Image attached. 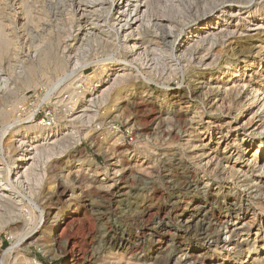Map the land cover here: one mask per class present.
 <instances>
[{
	"label": "bare ground",
	"instance_id": "obj_1",
	"mask_svg": "<svg viewBox=\"0 0 264 264\" xmlns=\"http://www.w3.org/2000/svg\"><path fill=\"white\" fill-rule=\"evenodd\" d=\"M14 1V5H17V7L12 8L8 0H0V59L6 54L12 52L11 56L15 57L17 61V66L14 64L16 67L13 66L12 68L13 71L11 70L10 72H7L3 71L4 68H0V118L4 121L14 112H20L22 110V106L18 105L27 98L23 94V90L29 87L37 88L44 80L50 82L52 72L60 74L68 73V68L70 64L73 65L72 63L75 64L73 70L77 69V64L80 63L79 65H81L79 66L81 68H78L80 70H78L76 77H73L85 80L87 86L81 89L80 93L78 91L79 87H77L76 83H73L69 87V90H71L69 92H75L76 98H74V103L66 109L69 118L62 123H60V121L58 122L57 119L53 118L54 116L51 115L49 117L50 121L43 120V122L39 123L34 121L27 124L23 121L24 119L22 120L19 116L20 119L17 118L15 121L12 120L13 122L6 123L7 125L4 126L3 130H0V141L3 146H6L5 149H8L5 157L0 161V230L3 229L4 226L6 227L9 225V232L14 241L12 246L3 252L1 264H15L13 261L14 259L9 263L7 262V258H9V255L13 256V253L23 254L21 251L29 246L24 245L28 241L29 244H36L40 248V251L44 253L49 252L50 245L46 243L47 240H49L50 243L55 242L57 248L65 252L62 253L65 258L63 264H93L96 260L93 261L92 258H86L82 251L77 248L78 246L76 247V245L73 244L69 246V241H63L64 239L61 241L62 232L69 228L68 226L71 224L70 219L72 217L68 215L80 213L81 210H79L78 207L82 206H77L70 202L69 205L67 204L68 206L64 208L60 207L61 205L55 207L54 204H52L51 206L49 205L50 207L48 210H43V207L38 204L37 199L40 197L42 190L41 187L44 182L45 170L43 168H45L44 165L46 161L51 157L56 156L57 158L60 155L62 156V154L67 152L70 148L77 147L81 137L84 135L85 138V135L87 134L86 127L80 131L78 123L86 125L91 122L98 115L99 106L106 103L108 100L110 101L112 95H114V98L112 99L115 100L119 98L122 91L133 89L131 86L133 85L132 82L135 80L143 78L149 82L156 81V79L160 80L165 78L167 74L177 75L180 72H190L193 76L192 78L198 77L193 80V86L187 94H180L178 91H174L172 93L173 95H171L173 98L171 105L179 106L174 113V120L178 128L185 126L186 124L198 122L196 119H192L188 122L183 114L184 111L191 106L190 102H196L200 99L201 91H203L202 89L206 86L209 85L210 89H214L211 92H215L214 95L218 96L219 94L217 93L216 88L225 85L223 87L226 88V90H224L227 93L226 100H233V93L235 91H237V96L241 95V93L244 92L245 87L248 85L246 84L247 79H245L246 81L243 80L242 84L239 81H242L244 78L243 76L238 79V82L233 79L239 76L236 74L235 68L238 67L237 61L240 57L246 56L247 58L245 60L247 62L245 70H253L252 75L255 76L256 74H260L264 77V0ZM221 6H223L222 9L216 11ZM18 27L20 28L17 29ZM18 30L26 31L27 33V40L29 43L28 53H25L22 50L20 51L17 47L20 42V33ZM253 31L257 32L256 36L258 38V44L251 40L245 42H239L237 40L246 34H248V37L252 38L253 36L249 35V33ZM232 42H234L235 48L231 45ZM246 42L249 43L246 44ZM230 46L231 52H233L232 54L229 53L231 56H227ZM101 52L112 54V56L118 54L120 59L116 58L115 60L112 57L111 59L108 58L109 60L107 61H101L100 59V62L96 60L95 62H90V60H88L89 62H85L90 56L92 57V54L96 56ZM235 56H237V58ZM223 59L226 61L224 64L225 66L223 65L224 67H220L219 65L215 68ZM241 60L244 61V59ZM90 64H94V71L86 75L84 73V68ZM72 73L75 74L76 72ZM72 73L71 76L73 75ZM225 77L227 79L223 80ZM165 80L167 81V79ZM262 80L263 79L256 81V84L262 86L264 84V80L261 82ZM210 82H217L220 86H211ZM164 84V86L169 85L167 82ZM58 85L59 84H57V86ZM128 85H130V88L127 89ZM64 88L67 89V87ZM63 89L60 88L58 90L63 91ZM51 90L52 89H49L48 92ZM253 91L257 94L259 89L254 88ZM73 94L71 95L73 96ZM256 94L253 95V102H258L260 100V97H257ZM46 96L48 97L49 95L46 94ZM222 96L224 98V95ZM5 104H8L10 108H6ZM69 104L70 103H68V105ZM245 104L246 101L243 100L241 105L239 107L237 106V111H239L238 115L241 114ZM123 107L124 112H122V110L121 112L124 115L130 113L131 110L136 112L137 115H133L134 117L132 116L131 118L128 117L129 115L123 117L125 120L123 119L122 122L125 121L126 123H130L131 121H134L140 123L144 130H149V123L154 120L158 121L159 124L165 122L164 118H162L163 110L160 107L155 106V103L149 101L145 96H139L132 101L129 100V102ZM261 108L264 109V103L261 105ZM140 111L144 114L139 115L138 113ZM118 116L119 114H115L113 117L114 119H117ZM259 116L260 120H262V118L264 119V114ZM234 118V120H237L238 117L234 116ZM198 119L199 121H202V118ZM211 122L212 121H207L206 123ZM262 122H264V120L261 121L259 126L256 125V129L253 128L251 133H249L252 134L251 137H245L244 152L242 153V156H240V158H243V160L248 163L251 162L253 168H260L262 170L261 175L264 174V163L258 165V162L255 161L258 156L254 157L256 154L254 151L255 149L253 150L255 153H253V151L251 152L250 149L258 148L260 149L258 151L264 150V138H257L261 136L260 133L264 134V130L259 129L261 125H264ZM0 124L2 125V123ZM113 125L114 124L108 126V128H110L109 139L116 137V140L113 142L110 141L111 145L107 144L108 147L104 144V146L98 145L99 149L111 148L107 150L112 152L110 158L111 163L109 164V167L111 168H108V170L103 169V172L101 173V175L103 174V178L101 179L105 180V184H102L101 187L97 185L100 189L99 193H101L99 194L100 199L98 198L100 201L95 200L94 203V200L88 198L86 199L88 202H85L89 204H84L86 208H94L96 214H102V207L107 205L109 212L106 214H109V216L111 215L110 218L108 216V220L112 222V225L110 226L111 228L115 222H120V210L123 209V213L125 211L124 208L120 209L118 205L121 200H123L121 197L124 195L127 196L129 193V191L126 192L124 189L126 188L124 183H127L124 179L135 177V174H133L134 172H132L131 169L125 167L124 169L119 168V160L122 158L127 159L129 149L126 145L117 144L120 137H122V134H120V131L118 130H111L115 128L112 127ZM245 126H238V124L236 127L233 126L234 132L237 133L239 129H245ZM174 130L168 133L176 137L177 133L175 132L176 130ZM207 131L209 132V127H207V130L200 131V134H206ZM164 134H166L165 131ZM220 136L218 135V137ZM222 136L225 137L228 135L222 134ZM96 137L97 136H94L93 140ZM162 138H164V136ZM168 141H166V143ZM107 142L108 140L105 141V143ZM173 142H169L168 144H172ZM201 143L199 149L207 146L206 142ZM118 149L120 150L119 153L117 152L119 151ZM131 152L129 154H131ZM252 156L254 158H252ZM120 157L121 159H119ZM250 158H252V160H250ZM112 160H114V162H112ZM56 162H58V160ZM149 167H141V169L142 171H146ZM225 167L228 166L226 165ZM5 171L7 172L6 177L4 176L5 174H3ZM166 171H170V169H166ZM191 174L192 175L189 176V178H193V172H191ZM191 178L189 179L190 182H192ZM110 181L112 182L109 183ZM62 184L63 182L58 183L57 187L62 188ZM242 185L243 184H240L239 181L234 187L242 190ZM74 195L76 196L75 191L72 190L71 196ZM87 196H89V194ZM192 198L193 200L189 204L191 206L188 209V211L191 212H187V214L183 216L185 221L183 222L184 224L182 223L184 225L181 228L182 233L177 235L175 232L177 239H185L182 244L175 246L173 241H170L171 239L166 238L167 235L174 236V233L171 230L172 225H169V221H166L167 219L158 218L160 217L157 215L158 213L152 211V208H147L149 205H144L142 204L143 202H141L131 214H133L134 218L136 217L137 221L143 223L141 225L142 227H139L140 225L138 224L134 234H127L125 233L126 231H122L119 238L115 236L109 238V242H114L116 245L118 243L119 250L125 251V254L122 252L119 253L118 250L111 258L109 256L112 253H110V255L108 254L109 259L106 256H100L102 257V260L103 257L105 258L104 264H130V257L132 256L136 259V262H132L133 264H220V262L224 264L225 261H232V257L230 258L228 253L235 248L231 247L234 243L233 240L231 241L230 234H235L236 230L241 229V226H238L239 224L236 221L234 223L231 222L232 224L228 222L229 226L227 228L228 231L225 232V241L217 234L212 236L209 230L212 224H214L213 220L215 217L213 215L212 217H209L207 214L214 203L209 201L206 196L199 197L197 195L196 197V194H193ZM103 199L108 200L106 201V204L103 203ZM235 200H232L230 204H233V207L237 204ZM180 202H182V199H179L177 203H174L177 207L174 211L175 217L178 215L181 217V214H177L180 208L181 210L186 211L185 208H182L183 206ZM37 212L39 214H37ZM195 212L197 214H195ZM221 213L217 214L219 219H221L220 216L223 215ZM155 215H157V220L147 227L144 224L146 217L151 218ZM76 219L79 218L77 217ZM226 219L227 216L224 215L221 222ZM195 221L202 222V231L201 235L199 234L198 241L203 245V248L197 252H191V245L194 243L188 244L187 239L190 238L189 230L192 228L190 224ZM254 222V220H244L245 225L247 224L249 226L253 225ZM12 224H14V227ZM10 225L12 227H10ZM258 231L255 233L256 238L254 240L259 243L257 246H253L252 250L248 251V255L245 256L240 264H250L249 261L251 260L248 258L250 253L253 255V261L258 260V262H260L263 260L264 256L261 258V254L264 253V234L261 236ZM243 234L248 233H241V235ZM116 238L119 239V241ZM211 238L214 239L212 240V245L209 244ZM221 242L224 243V247L217 253L218 257L220 256L219 259L214 261V257L209 255V250L217 249L219 245L218 243ZM153 245L159 246L161 250L157 253L156 257L148 258L150 260L147 262V255H145V253L149 247ZM142 252H144V255L138 257V254ZM129 254V258H126ZM259 254L260 256H258ZM101 255H103V253H101ZM158 256H161L160 259ZM239 256L240 255H236L235 258ZM157 257L158 259H156ZM23 259L27 260L29 264H43L35 259L30 260L26 256H24ZM99 260H101V258H99ZM21 261L22 260L20 259V262ZM100 262L98 264H100ZM253 263H255V261Z\"/></svg>",
	"mask_w": 264,
	"mask_h": 264
},
{
	"label": "rangeland",
	"instance_id": "obj_2",
	"mask_svg": "<svg viewBox=\"0 0 264 264\" xmlns=\"http://www.w3.org/2000/svg\"><path fill=\"white\" fill-rule=\"evenodd\" d=\"M8 2L12 8L17 7V5L16 6L14 5L15 4L14 0L13 1L8 0ZM222 7L223 6L219 7L216 11H219L220 9H222ZM19 28L20 27H18L17 29ZM18 31L20 33L19 34L20 42L17 47L20 51L22 50L23 52L28 53L29 43L27 40V33L26 31H22V30H18ZM256 34L257 32L253 31L249 33V35L253 36L252 38L248 37L247 36L248 34H246L240 37V39L238 38L237 40L239 42H245L247 40H251L252 42L258 44V38ZM263 38H264V35H263ZM248 43L249 42H246V44ZM231 45L234 46L235 48L234 42H232ZM232 52H231V46H230L228 49L227 56L232 54ZM11 54L12 52L6 54L5 56L2 57V59H0L1 61L0 68L1 69L4 68L3 71L10 72L13 66L15 65L17 66V61L15 57L11 56ZM93 55L94 54H92V57L90 56V58H88L85 62H87L88 60H90V62L91 61L95 62V60L100 62V59L101 61L103 60L107 61L111 59L112 57L115 60L116 58L120 59V56L118 54H115L114 56L116 57H114L112 56V54H107L105 52H101L97 54L96 56L95 55L93 56ZM237 56L235 57L237 58ZM242 57H240L239 60L237 61L238 67L235 68V72L239 76L237 77L233 76L235 77L233 79H235L238 82L239 81L238 79H240V77L242 78L243 76L244 78L242 79V81H239L241 84L243 83V80L247 79V81L246 80L245 81H246V84L248 85L245 87L244 92L241 93V95L237 96L236 94L237 91H235L233 93L234 99L226 100L225 98H226L227 93L226 91H224L226 90V88L223 87L225 85H221V87L216 88L217 93L219 94L218 96L214 95L215 92H211L214 89H210L209 85L206 86L205 88L202 89L203 91H201L202 93H201L200 99H198L196 102L195 101L190 102L191 106L189 107V109L185 110L183 114V116L187 118L188 122L192 119H196V121H198V122H195L196 124L195 123L186 124L185 126L178 128L174 120V113L176 109H178L179 106L171 105V102L173 99L171 96L173 95L172 93L174 91H178V93L180 94L182 93L187 94V92H189L190 88L193 86V83H194L193 80L198 78V77L192 78L193 76L191 75L190 72H184V73L180 72L177 75L167 74L165 78L160 79L161 81L159 79H156V81L149 82L143 78L135 80L132 82L133 85L131 86L133 89L127 90V91L125 90L121 92L123 95L122 94H120L121 96L119 95V98H118L119 101L118 99H115V100L112 99L114 98V95H112V97L110 98V101L108 100L106 103L99 106L98 115L91 122H89L90 124L88 123L89 125L78 123V126L80 127L79 128L80 131L81 129L83 130L86 127L87 134L85 135V138L82 133L83 136L82 137L80 136L81 140L79 141V145L77 147L70 148L69 150H67V152L63 153L62 156L60 155L57 158L56 156L51 157L50 159L46 161L44 165L45 168H43L45 170L44 182L41 187L42 190H41L40 197L37 199L38 204L43 207V210H48L52 204H54L55 207H59L61 205L60 207L64 208L68 206L70 202L74 203L77 206L81 205L83 207V208L78 207V209L81 210L80 213L68 215L72 217L71 218L72 220L70 219L71 224L68 226L69 228L65 229L62 232L61 241L64 239L63 241H69V246H71L72 244L76 245V247L78 246L77 248L82 251L83 255L86 258L87 257L92 258L93 261L96 260L94 261L95 263L93 264H98L100 261H101L100 264L102 263L104 264L105 258L103 257V260H102V257L100 256H106L109 259V257L111 258L113 255H115L116 251L119 250L118 243L117 245L114 244V242L110 243L109 238H112L113 236L119 238L121 236L122 231H126L125 233L127 234L129 233L134 234L136 232L138 224L140 225L139 227H142L141 225L143 223L137 221L136 217L134 218L133 214L131 213H133V211L136 209L139 203L143 202L142 204L149 205L147 206V208H152V211H155V213H158L157 215L160 216L158 218L160 219L164 218L165 220L167 219L166 220L167 222L169 221L168 223L169 225H172L171 230L173 231L174 236L167 235L166 238L171 239L170 241H173L175 246H178L182 244V242L185 241V239L183 238L177 239V236L175 235L182 233L181 228L184 226L183 222L185 221L183 216L187 214V212H189L188 209L191 206L189 204L193 200L192 195L196 194V197L197 195L199 197L206 196V198H208L209 201H212L214 205L216 204L215 206L213 205L210 208L207 214V216L209 217L210 216L212 217V215L215 217V219L213 220L214 224H212L209 230L212 236H215L217 234L221 236V238H223V240L225 241L226 239L225 232L228 231L227 228L229 226L228 222L234 223L236 221L239 224L237 225L241 226V229L236 230L235 234L234 233L230 234L231 241L233 240V243H234L231 245V247L235 249H233L230 253H228V256H230V258L232 257L231 258L232 261H229V262L225 261L224 264H235V263L240 264V262H242L245 256L248 255V251L252 250V247L257 246V244L259 243L257 241L255 242L254 240L256 238L255 237L256 231L259 230L258 233H260L261 236L264 234L263 233L264 232V174L261 175L262 170L260 168H257V169L253 168L251 166L252 164L251 162H249L250 163L249 164L247 161L243 160V158H240V156H242V153L244 152V144H245L244 139H246L247 137H251L252 134H249V133H251L253 128L256 129V127L260 125L261 121L264 120L263 118L262 120H260V116H259V115L264 114V109L261 108V105L264 103V100H263L264 98V84H263L264 77L260 74H256L255 76L252 75L253 70H245L246 65H247V62L245 60L247 58L246 56L243 58ZM241 59H244V61H242ZM225 62L226 61L223 59L222 62L217 64L215 68H217L219 65L220 67H222L225 64ZM72 64L73 65L70 64L69 66V63H68V66H69L68 73L70 75L68 73L60 74V73L52 72L50 82L44 80L43 82H41V85L38 86L37 88L29 87L23 90V94L27 98L24 99V101L18 105V106H22L23 111L21 110L20 112L19 111L14 112L13 114L9 116L10 118L8 117L6 119L7 121L6 120L3 121V119L0 118V123H2V125L0 124V130H3L4 126L7 125L8 122H13L17 118L20 119V117L22 120L24 119L23 121H25V123L27 124L32 123L34 121L37 123L43 122L41 120L48 121L47 117L49 114L54 116L53 118L57 119L58 122L60 121V123H62L64 120H67L69 118L68 117L69 115L66 109L67 107H69L71 104L74 103V98H76V93L69 92L71 91L69 90V87L73 83H76L77 87H79L78 91L80 93L81 89L87 86V82L85 80L80 79V78H74L76 77L78 70H80L78 68H81L79 67L81 66L79 65L80 63L77 64L76 66L77 69H74V70L73 68H75L74 67L75 64L74 63ZM93 71H94V64L92 65L90 64L84 68V73L86 75L92 73ZM72 72H76V73L73 74ZM71 73L73 74L72 76H71ZM165 79H167V81ZM226 79L227 78L225 77L223 80H226ZM261 79H263L261 81L263 82L262 83L263 85L261 84L262 86L256 84V81H260ZM166 82L169 85L164 86L165 85L164 83ZM57 84H59L60 86L59 85L57 86ZM210 84L211 86H220L218 85L217 82H210ZM64 87H67V89ZM60 88L62 89L64 88L66 90L63 89V91L61 90L62 91L61 92L60 90H58ZM128 88H130V85L127 86V89ZM254 88L259 89L257 94L254 93L253 91ZM49 89H52V90L48 92ZM45 93L49 95L50 97L48 96L49 97L48 98ZM69 93L71 94L74 93V94L72 96ZM255 94L257 95V97H260V100L258 102L252 101L253 95ZM69 95H71L72 97ZM222 95H224V98ZM139 96H145L149 101H152L153 103H155V106L160 107L163 110L162 118H164V121H165L163 122V124H159L158 121L154 120L149 123L150 129L144 130L142 124L140 123H137L134 121H131L130 123H126L125 121L122 122L123 119L125 120V118L123 117H126L129 115L128 117L131 118L133 115L134 116L137 115V113L133 112L132 110L130 113H127V115L126 114L124 115L122 112H124L123 106H125V104L129 102V100L132 101L134 98H137ZM57 100H60V101H57ZM243 100L246 101V104H245L244 109H242L241 114L238 115L239 111H237L238 110L237 106L239 107ZM54 101L57 103H55ZM65 101H67L70 104L68 105V103ZM63 102L65 105L63 104ZM7 105L8 104H5L6 108L8 107L10 108V106L9 105L7 106ZM196 113L198 114V117ZM115 114H119L117 119L116 118L114 119L113 117ZM138 114L141 115L144 113L140 111ZM234 116L238 117L237 120H234L235 119ZM170 118H172L173 120ZM198 118L200 119L202 118L201 119L202 121H199ZM207 121L209 122L212 121V122L206 123ZM262 123L264 124V122ZM109 124L110 125L114 124L112 127H115V128L111 130L113 131L118 130L120 131V134H122V137H120V140L119 142H117V144L126 145L129 149L127 159H124V158L121 159V157L119 158L121 160H119L120 162H118L120 166L118 167L120 169H124V167L127 169H131L132 172H134L133 174H135L134 178L129 177L127 179H124L127 181V183H124L126 185L125 186L126 188L124 189L126 190V192L129 191V193L127 196L124 195L121 197L123 200H121V202L118 205L120 209L124 208L125 211L123 213V209L120 210L121 213H119V216L121 220L120 222H115L112 228L110 227L112 225V222L108 220L111 215L109 216V214L108 215L106 214L107 212H109L107 205L105 207H102L103 209L101 208L103 211L102 214L101 213L96 214V211L94 210V208L90 209L89 207L86 208L84 206V204L85 205L89 204V203H86L88 202V200H86L88 198H91V200H94V203H95V200L100 201L99 194L101 193H99L100 189L98 186L101 187L102 184L103 185L105 184V180L101 179L103 178V174L101 175V173L103 172V169L108 170V168L109 169L111 168L109 167V164L111 163L110 158H111L112 152H110V150H107L111 148L99 149V146H102L103 144L105 146L107 144L111 145L110 141L113 142L116 140L115 139L116 137L109 139V135H110L109 133L110 128H108V126H110ZM237 124L238 126L246 125L244 127L245 129H239L237 133L234 132L233 126L236 127ZM213 125H216V126H213ZM263 126L261 125L259 129L264 130ZM105 127H107L108 129ZM207 127H209V132L207 131L206 134H200V131L207 130ZM173 130L177 133L178 138L177 136L174 137L170 135V133H168V132H172ZM164 131L166 132L167 135L164 134ZM222 134L223 135L227 134L228 136L224 137L222 136ZM260 134L261 136L257 138L263 139L264 134L263 133H260ZM218 135L219 136L221 135V136L218 137ZM94 136H97V137L93 140ZM163 136L164 138H162ZM107 140L109 143L108 142L105 143V141ZM166 141L168 142L166 143ZM169 142L170 143L173 142V143L168 144ZM201 142H206L207 146H205L202 149H199L200 145L202 144ZM106 147H108V145ZM0 148H1L0 149V161H1V159L5 157L8 149H5L6 146H3L1 141H0ZM250 150L251 152L253 150L256 152L254 157L258 156L255 159V161L258 162V165L259 164L261 165V163L263 164L264 163V156H263L264 150L258 151L260 150L258 148H251ZM254 151L253 153H255ZM117 152L119 153L120 150ZM130 152L131 154H129ZM72 155L74 156V158ZM254 157L252 156V158ZM252 158H250V160H252ZM57 160L59 163L56 162ZM112 162H114V160H112ZM226 165L228 167H225ZM140 166L142 168L146 166L148 167L150 166V167L146 171H142ZM166 169H170V171H166ZM191 172H193L192 177L194 178L193 179L190 177L192 182L189 181L190 179L189 176L192 175ZM3 174H5L4 175L5 177L7 176L6 171L3 172ZM60 181L63 182L62 188L57 187L58 183H61ZM239 181H240V184H243L242 190H239V188L234 187L236 186V183H239ZM111 182L112 181H110L109 183ZM191 184H194V185H191ZM72 190L75 191L76 196L75 195L71 196ZM88 194L89 196H87ZM179 199H182V202H180V204L183 206L182 208H185L186 211L181 210L180 208L177 214H181V217L180 215L175 217L174 211L177 209V207H176V204L174 203L175 202L177 203ZM231 199L232 200L236 199L235 202H237V204L234 205L235 207H233V204L230 205L232 201ZM106 201L108 200L103 199L104 204H106ZM101 209H100V212H101ZM219 213L223 214L220 216L221 219L224 215L227 216V219L221 222L222 220L219 219L217 215ZM37 214L39 213L37 212ZM195 214L197 213L195 212ZM157 215L152 216L151 218L146 217L144 224L147 227L149 225H152L154 221L157 220ZM77 217L79 219H76ZM244 220H252V221L254 220L255 222L253 223V225L249 226L247 224L245 225ZM13 225L14 224H12V226ZM190 225L192 228L189 230L190 238L187 239L188 241L187 243L188 244L194 243L191 245V252H197L198 250L203 248V245L200 244V242L198 241V238L201 235V231H202V222L195 221L191 223ZM12 226L10 225V227ZM9 231H10L9 225L6 227L4 226V228L0 230V264L2 261V257H3L2 256L3 252L9 249L14 242L13 239L11 238V234ZM241 233H248V234L241 235ZM117 240L119 241V239ZM212 240L214 239L211 238L209 240V244L211 245L213 244ZM46 243L50 245L49 246L50 250L49 252L44 253L40 251V248L36 244H29V241H28L24 245H29V246L25 247L24 250L21 251V253L23 254L13 253L12 254L13 256L9 255V258H7V262L11 263V261L14 259L13 261L15 262V264L16 262L17 264H27V263L29 264L27 260L23 259L24 256H26L30 260L35 259V260L40 261L43 264H63L65 261V258L63 257L62 253H65V252L58 249L55 242L50 243V241L47 240ZM53 243L55 244V246ZM218 244L220 245V246L218 245L217 247L218 250L217 249L209 250V255L214 257V261L219 259L220 256L218 257L217 253L221 251L224 247V243L221 242ZM160 250L161 248H159V246L153 245L149 247V249L146 252L147 254L145 253V255H147V258H146L147 262H149L150 260L148 258L156 257L157 253H159ZM118 252L119 253L122 252L125 254V251H122V250H119ZM101 253H103V255H101ZM110 253L112 254L110 255ZM108 254L110 255L109 257H108ZM141 255L143 256L144 252L138 254V257ZM236 255H240V256L235 258ZM129 256L130 254L126 258H129ZM258 256H260V254ZM263 256H264V253L261 254V258ZM158 257L156 259H158ZM252 257L253 255L250 253L248 256L249 260L252 261L251 262L248 260L250 264H264V258L260 262H258V260H254L255 263H253L254 261ZM99 258H101V260H99ZM130 258H131L130 264H133L132 262H136L135 261L136 259L134 256ZM20 259L22 260L21 262H20ZM220 264L222 263L220 262Z\"/></svg>",
	"mask_w": 264,
	"mask_h": 264
},
{
	"label": "built area",
	"instance_id": "obj_3",
	"mask_svg": "<svg viewBox=\"0 0 264 264\" xmlns=\"http://www.w3.org/2000/svg\"><path fill=\"white\" fill-rule=\"evenodd\" d=\"M50 116H51V115L49 114L48 117H47V118H48V121H50V120H49V117H50ZM41 121H43V120H41ZM46 121H47V120H46Z\"/></svg>",
	"mask_w": 264,
	"mask_h": 264
}]
</instances>
